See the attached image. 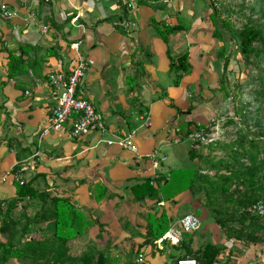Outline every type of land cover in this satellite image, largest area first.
<instances>
[{
	"label": "crops",
	"instance_id": "crops-1",
	"mask_svg": "<svg viewBox=\"0 0 264 264\" xmlns=\"http://www.w3.org/2000/svg\"><path fill=\"white\" fill-rule=\"evenodd\" d=\"M1 6L15 15L5 19L0 11V201L16 196L14 181L32 180L49 197H67L80 210L85 206L93 221L86 230L108 215L144 216L143 226L130 230L132 238L127 232L121 237L137 248L130 257L134 264H175L188 253L205 262L212 252L201 257L208 245L219 248L212 264H264V238L258 237L264 227L254 240H237L241 237L234 234L224 243V229L201 204L189 212L201 219L197 231L184 234L178 244H144L149 216L164 214L169 226L177 224L185 215L180 208L190 207L193 199L188 190L170 200L159 191L141 200L131 192L146 179L158 190L153 179L165 175L167 181L171 170H201V160H190L188 131L211 121L215 134L220 131L217 120L224 118L217 89L222 77L229 78L207 0H0ZM164 26L180 29L165 42L158 33ZM75 43L88 62L75 94L102 115L105 130L73 138L67 123L60 132L43 135L58 93L36 87V81L42 83L49 72H69ZM181 55L189 66L185 73L171 68ZM132 130L138 135L136 154L117 143ZM215 145L195 153L200 157ZM101 187L106 197L96 201ZM229 245L240 251L231 256Z\"/></svg>",
	"mask_w": 264,
	"mask_h": 264
},
{
	"label": "trees",
	"instance_id": "trees-1",
	"mask_svg": "<svg viewBox=\"0 0 264 264\" xmlns=\"http://www.w3.org/2000/svg\"><path fill=\"white\" fill-rule=\"evenodd\" d=\"M212 5L210 7L212 9L211 21L214 25V35L216 37H219L220 34L222 37L226 36V32L230 31L232 26L224 19H218L215 6ZM179 29L178 26H164L162 30L159 29L158 33L166 42L169 33ZM218 30L220 33H217ZM261 30L260 27L246 22L242 30L237 31L239 34L238 51L247 63L251 64L264 54V37L261 35ZM175 62L176 65L171 67L175 71L185 73L189 70V66L186 64V55L177 57ZM177 82L176 78L174 84ZM221 82L223 83V79ZM223 87L225 88V86ZM225 91V96H228L226 89ZM228 120L221 129L222 133L223 131L227 132L228 135L225 137L219 134H215L216 136L212 134V138L208 136L207 133L213 130L212 121L207 124L197 123L188 131L189 134L196 126L205 127L206 125L205 141L193 144L194 150L191 152L194 153L190 155V160L196 158L201 160L200 163L204 165L201 169L202 172L199 166L171 170L167 181H165V175L161 176L160 179H153L158 190L151 187L150 182L152 180L146 179L142 184L132 187L131 192L138 200L153 195V193L156 194L157 191L164 200H170L186 190H194V193L201 192V198L208 199L205 206L210 209L211 217L221 230L224 229L226 235L238 233L237 230L240 226H246L248 234H244V236H247L249 240H254L258 234V228L264 227V219L260 220L251 210V206L255 202H264V183L256 181L262 177L264 179V175H262L264 173L260 170V168H264V130L262 127H258V129L251 127L250 132L246 133L245 131L244 133L243 128H246V125L241 127L238 124L239 127H234L233 119ZM231 127L234 129L233 131L228 130ZM219 140H223V142L218 143ZM211 142L214 145L218 144V148L222 149L224 153L214 159L212 155L207 154L210 151L208 149L206 154H201L198 157L195 152L199 149L202 151V148L207 149ZM213 148L215 147L213 146ZM208 170H212V175L208 174ZM203 171L205 172L203 173ZM32 183V180L25 183L13 182L17 196L15 200L28 198L34 201L32 205L41 202V212L28 217L19 227L10 218V212L15 201L13 199L0 201V236L5 238V242L0 243V264H6L9 259L25 260L29 264H83L86 261L85 257L72 255L69 242L83 236L86 228L93 225L92 219L83 210H80L71 199L63 196L49 197L50 194L38 191ZM254 193L258 197H255ZM105 197L104 189L102 187L97 188L94 195L95 200L99 201ZM201 202L204 204L203 201ZM38 223L47 224L45 228L52 224L50 237L33 238L31 236ZM168 223L164 214L158 217L149 216L146 222L144 244L152 243L160 238L167 231ZM18 224L20 223L18 222ZM234 225H237L238 228L228 230L230 226ZM207 251L212 252L205 262L199 261L195 254L188 253L187 257L196 259L199 264H212L216 254H218V249L213 245H208L204 248L201 257H207ZM91 258L89 256L88 259ZM103 260V257L99 258V262H103ZM108 261L111 262L112 259L109 258Z\"/></svg>",
	"mask_w": 264,
	"mask_h": 264
},
{
	"label": "rangeland",
	"instance_id": "rangeland-1",
	"mask_svg": "<svg viewBox=\"0 0 264 264\" xmlns=\"http://www.w3.org/2000/svg\"><path fill=\"white\" fill-rule=\"evenodd\" d=\"M207 1L210 3V5L213 4L212 6H215V11L218 19L222 18L226 22L230 23V25L232 26L230 28V31L226 32V36L224 35L222 37L221 34H218L219 37H217L222 43L220 52L222 53L221 59L223 61H225L226 59V72L227 77L229 78V80L227 81L224 77H222L221 79H223V83L220 80L219 89H217L220 91L221 98L219 117L224 118L223 120H221V122H219V119L217 120L219 126H221L220 131H218V134L222 137L228 135L225 131H223L222 133L221 128L226 125L225 122H228V119L230 118L233 119L232 123H234V127H239L238 124H240L241 127H244L246 125V128H243L244 133L245 131L246 133L250 132L252 129L251 127H255L257 129L258 127H262L264 130V54L261 55L259 59L254 60L250 64L249 62L247 63L245 61L246 59L239 53L237 45L239 36L237 31H241L244 23L246 22L260 27L262 29L261 35L264 37V0ZM217 33H220L219 30L217 31ZM223 86H225V88ZM225 89L229 94L228 96H225ZM211 90L214 91L216 89ZM214 126L213 130L207 133L210 138L213 137L212 134L215 135L216 129L214 128H217L216 123L214 124ZM228 130L233 131L234 129H232L231 127ZM136 138H138V135L134 137V142L136 141ZM227 138L229 139V137ZM220 142H223V140L218 141V143ZM214 147L216 148H212V150H210L209 152H211V155L214 159H217L219 157L218 152L223 150L218 148V144ZM221 153L223 154L224 151ZM260 170H262L264 173V168H260ZM209 175H212V173ZM19 181L22 180L19 179ZM256 181L262 184L264 183L263 177L256 179ZM33 186L37 187L38 189H41L36 182L33 183ZM189 193L193 199L191 201L190 207L184 206L181 207L179 210L180 213L185 211V215H187L186 213L190 214L189 212L196 213L199 209H195V206L199 208L201 205L203 206L206 202H208L207 198H201V192L194 193L193 190L189 191ZM254 194L255 197H258L256 193ZM255 197L253 196L254 199ZM10 198L15 201V204L10 212V218L15 221L18 227L22 224V222L27 220L28 217H32L35 214L41 212V202L32 205L34 201L29 200L28 198L19 200H15L17 196H11ZM10 198L6 199V201L10 200ZM201 201H203L204 204H202ZM193 202L194 204L192 205ZM212 202L213 201L211 200V203ZM46 204L48 206V203ZM82 209L83 211H86L85 206ZM126 217L124 215L119 216L118 213L114 217L112 215H108L107 217H105L106 221L102 220L101 218H98V221L94 223V225L96 226L93 230L87 229L83 236H80L74 239L73 241L69 242V247L72 255L81 258L85 257L86 261L83 262V264H134V262L131 261L130 257L133 256V253L136 251L137 248H135V246L132 247L131 244L125 242L124 238L121 239V237H125L124 234L125 232H127V235H130V238H132L134 234L133 232L131 233V231H136V227L141 226L142 224L140 221H143L146 218L144 216L137 218L130 217L129 220H127L128 216ZM18 222L20 224H18ZM259 223H257L258 226ZM31 224H33L32 221ZM46 225L47 224L38 223L35 226V229L32 232L31 236L33 238L50 237L52 224H49L48 228H45ZM128 231H130V233H128ZM237 232L238 233L234 234L236 236L241 237L237 240H245L244 234H248L246 226L238 228ZM234 234L226 235L224 233V235L226 236L224 238V243L228 242L231 238H233L232 236H234ZM128 236H126V238ZM258 237L264 238V233L261 232L260 234H258ZM3 242H5V238L3 236H0V243ZM230 243L231 242H228V244ZM216 248L219 252V248ZM228 250V253L231 256H234L235 253H238L240 251V249L236 248V246L232 249V245H229ZM122 253L123 255L125 254V258H123V256H120ZM89 256H91L92 258L88 259ZM101 257H103L104 259L103 262H99V258ZM113 257L114 261L109 262L108 259H112ZM6 264H29V262L25 260L9 259Z\"/></svg>",
	"mask_w": 264,
	"mask_h": 264
},
{
	"label": "built area",
	"instance_id": "built-area-1",
	"mask_svg": "<svg viewBox=\"0 0 264 264\" xmlns=\"http://www.w3.org/2000/svg\"><path fill=\"white\" fill-rule=\"evenodd\" d=\"M1 14L5 19H10L15 15L6 6L0 7ZM76 21L72 19V23ZM75 51V61L69 72L53 71L49 72L43 82L36 81V87L46 86L53 92L58 93L57 101L51 108L49 124L42 129V134L46 135L49 130L57 133L69 123L70 135L73 138H80L89 132H103L105 130L102 115L97 112L92 104L84 98L76 96V89L81 86L83 78L88 69V62L78 51V43L72 45ZM28 94V91L24 92ZM147 123L148 117L143 115ZM205 127L196 126L186 137L187 141L193 144L205 141ZM136 130L122 134L117 137V143L121 149L137 153L134 143ZM252 212L260 219H264V202L257 201L251 206ZM199 218L194 214L184 215L177 224L170 225L167 231L155 241L156 245L162 242L178 244L183 235L193 233L199 229ZM143 261V255L138 254L137 263ZM175 264H199L196 259L191 257H180Z\"/></svg>",
	"mask_w": 264,
	"mask_h": 264
},
{
	"label": "bare ground",
	"instance_id": "bare-ground-1",
	"mask_svg": "<svg viewBox=\"0 0 264 264\" xmlns=\"http://www.w3.org/2000/svg\"><path fill=\"white\" fill-rule=\"evenodd\" d=\"M202 127V126H201Z\"/></svg>",
	"mask_w": 264,
	"mask_h": 264
}]
</instances>
